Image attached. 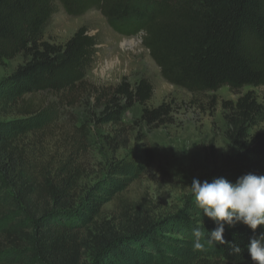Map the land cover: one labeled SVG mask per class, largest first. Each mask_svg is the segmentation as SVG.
<instances>
[{"label": "trees", "instance_id": "16d2710c", "mask_svg": "<svg viewBox=\"0 0 264 264\" xmlns=\"http://www.w3.org/2000/svg\"><path fill=\"white\" fill-rule=\"evenodd\" d=\"M54 1L0 0V62L22 59L0 82V113L14 116L0 121V264H172L175 251L184 248L164 242L176 241L169 236L174 233L190 238L199 264H256L247 246L264 233V225L225 226L220 243L208 239L216 227L210 222L200 226L197 249L182 219H159L146 204L116 195L113 176L97 183L84 200L75 170L38 178V117L43 115L38 94L69 106L93 96L99 123H117L136 105L148 124L167 123L172 113L165 102L148 107L154 87L145 78L107 89L89 84L97 40L86 27L65 43L47 40ZM58 1L69 15L97 9L117 33L142 35L168 83L191 93L228 87L239 94L222 103L226 138L236 150L224 158L217 176L234 183L248 173L264 175V95L261 99L254 90L264 87V0ZM245 87L252 89L242 92ZM129 164L122 168L128 171ZM231 244L241 252H231Z\"/></svg>", "mask_w": 264, "mask_h": 264}, {"label": "rangeland", "instance_id": "374dc122", "mask_svg": "<svg viewBox=\"0 0 264 264\" xmlns=\"http://www.w3.org/2000/svg\"><path fill=\"white\" fill-rule=\"evenodd\" d=\"M53 8L47 40L65 43L80 27H86L97 40L95 61L87 73L89 84L107 89L123 80L135 84L145 78L154 87L148 107L165 102L171 106L172 113L167 123L148 124L141 121V107L136 105L117 123H99L96 118L100 109L93 96L88 98L91 104L84 98L69 106L56 96L38 94L35 100L43 107V115L38 117V178L48 174L56 176L63 168L75 170L82 177L79 190L84 200L97 183L113 176L118 186L112 187L116 195L146 204L159 219L167 216L173 221L182 219L190 231L214 222L196 205L190 185L194 178L201 182L219 178L218 170L224 158L236 150L226 138L222 103L236 100L239 94L228 87L216 92L191 93L172 85L163 78L142 44V35L117 33L97 9L72 16L58 0L54 1ZM21 62V58L0 62V82ZM250 89L245 87L242 92ZM254 90L262 99L264 87ZM12 119L13 115L0 113V121ZM128 163L131 164L126 171L122 166ZM135 163L137 166L133 167ZM117 170L126 175L114 173ZM239 224L242 223L234 225ZM169 236L177 240H166V244L177 242L184 247L181 253V250L175 251L176 260L172 264H199L194 259L190 238L179 233Z\"/></svg>", "mask_w": 264, "mask_h": 264}, {"label": "clouds", "instance_id": "9594fccd", "mask_svg": "<svg viewBox=\"0 0 264 264\" xmlns=\"http://www.w3.org/2000/svg\"><path fill=\"white\" fill-rule=\"evenodd\" d=\"M191 194L203 214L211 218L216 227L210 232V241L224 243L225 224L229 226L241 222L252 230L264 225V175L248 173L240 176L234 183L224 177L209 182L194 178L190 185ZM196 238L195 248L202 247L200 227L193 229ZM231 252L239 254V245L231 244ZM248 251L256 264H264V233L250 238Z\"/></svg>", "mask_w": 264, "mask_h": 264}]
</instances>
